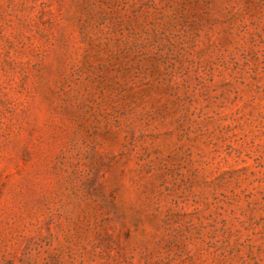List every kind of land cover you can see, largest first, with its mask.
Here are the masks:
<instances>
[{"label":"rangeland","instance_id":"374dc122","mask_svg":"<svg viewBox=\"0 0 264 264\" xmlns=\"http://www.w3.org/2000/svg\"><path fill=\"white\" fill-rule=\"evenodd\" d=\"M0 264H264V0H0Z\"/></svg>","mask_w":264,"mask_h":264}]
</instances>
